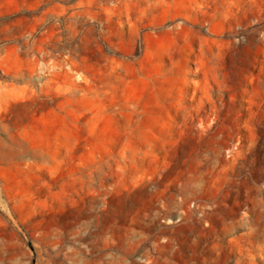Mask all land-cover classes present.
<instances>
[{
    "label": "rangeland",
    "instance_id": "obj_1",
    "mask_svg": "<svg viewBox=\"0 0 264 264\" xmlns=\"http://www.w3.org/2000/svg\"><path fill=\"white\" fill-rule=\"evenodd\" d=\"M15 1L0 264H264V0Z\"/></svg>",
    "mask_w": 264,
    "mask_h": 264
},
{
    "label": "crops",
    "instance_id": "obj_2",
    "mask_svg": "<svg viewBox=\"0 0 264 264\" xmlns=\"http://www.w3.org/2000/svg\"><path fill=\"white\" fill-rule=\"evenodd\" d=\"M45 1L46 0H17L15 1V5L18 10L24 11L25 13H27L28 11L29 12L37 11L38 6L43 4ZM49 1L51 0H47V2Z\"/></svg>",
    "mask_w": 264,
    "mask_h": 264
}]
</instances>
